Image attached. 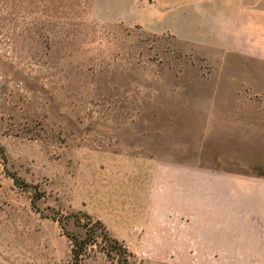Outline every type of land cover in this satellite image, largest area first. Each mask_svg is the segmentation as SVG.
<instances>
[{
    "label": "rangeland",
    "instance_id": "374dc122",
    "mask_svg": "<svg viewBox=\"0 0 264 264\" xmlns=\"http://www.w3.org/2000/svg\"><path fill=\"white\" fill-rule=\"evenodd\" d=\"M107 10L0 0V264H71L70 238L45 215L70 214L67 230L84 237L81 213L97 218L99 190L144 192L146 163L161 152L202 148V163L264 173V93L241 109L207 107L203 52ZM101 244L79 264H163L128 249L126 261L108 257Z\"/></svg>",
    "mask_w": 264,
    "mask_h": 264
},
{
    "label": "crops",
    "instance_id": "0c3cea01",
    "mask_svg": "<svg viewBox=\"0 0 264 264\" xmlns=\"http://www.w3.org/2000/svg\"><path fill=\"white\" fill-rule=\"evenodd\" d=\"M99 1L113 19L203 52L207 107L241 109L264 93V0ZM201 149L147 161L144 192L99 190L97 218L145 262L264 264V173L202 163Z\"/></svg>",
    "mask_w": 264,
    "mask_h": 264
},
{
    "label": "trees",
    "instance_id": "16d2710c",
    "mask_svg": "<svg viewBox=\"0 0 264 264\" xmlns=\"http://www.w3.org/2000/svg\"><path fill=\"white\" fill-rule=\"evenodd\" d=\"M10 175L13 177L15 183H23V181L20 180V178L15 173H10ZM41 196L42 193H40L39 191H35V195H33V198L31 199V204L35 209L38 208L36 205V199H39ZM81 214L86 218V222L82 224L83 228H85L86 234L84 237H78L74 233H70L67 230L65 225L67 220L69 219L70 214L64 215L62 217L52 214L45 215L57 220L62 232L70 238L72 253L71 264H79L80 260L87 254L88 245L97 243V237H100L101 240H103V244L99 246V249L103 250L108 257H110L112 255V252L114 251L118 256L123 255L124 260L126 261V253H129V251L122 242L108 233V230L101 219H93L87 212H82ZM117 261L118 263H120L119 258L117 259Z\"/></svg>",
    "mask_w": 264,
    "mask_h": 264
}]
</instances>
